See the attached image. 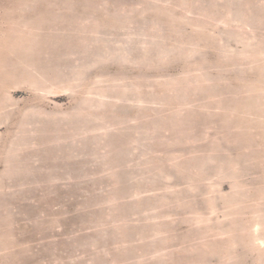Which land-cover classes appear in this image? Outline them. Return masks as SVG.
<instances>
[{
    "label": "rangeland",
    "instance_id": "obj_1",
    "mask_svg": "<svg viewBox=\"0 0 264 264\" xmlns=\"http://www.w3.org/2000/svg\"><path fill=\"white\" fill-rule=\"evenodd\" d=\"M0 264H264V0H0Z\"/></svg>",
    "mask_w": 264,
    "mask_h": 264
}]
</instances>
